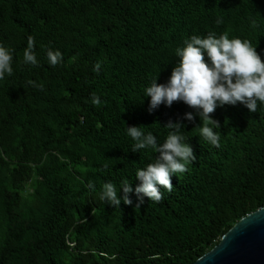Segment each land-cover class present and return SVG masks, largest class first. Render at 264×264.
Instances as JSON below:
<instances>
[{
    "label": "trees",
    "instance_id": "trees-1",
    "mask_svg": "<svg viewBox=\"0 0 264 264\" xmlns=\"http://www.w3.org/2000/svg\"><path fill=\"white\" fill-rule=\"evenodd\" d=\"M181 22L247 39L264 62V0H0V44L13 54L0 79V264H193L264 208V109L217 107L218 148L197 116L183 119L195 113L183 102L148 110L146 88L179 60L170 35ZM29 37L36 66L23 62ZM49 50L62 53L55 66ZM169 121L196 156L173 190L157 185L158 203L101 201L104 183H138L128 123L161 138Z\"/></svg>",
    "mask_w": 264,
    "mask_h": 264
},
{
    "label": "clouds",
    "instance_id": "clouds-1",
    "mask_svg": "<svg viewBox=\"0 0 264 264\" xmlns=\"http://www.w3.org/2000/svg\"><path fill=\"white\" fill-rule=\"evenodd\" d=\"M190 6L188 12L199 17V12ZM221 22L217 20L218 24ZM178 28L179 31L170 36L180 43L176 49L179 60L166 83L157 84L156 78L146 88L145 95L150 97L148 110L151 113L162 104L171 107L174 102H183L195 110V113H186L183 119L193 122L197 116L200 122L203 121L202 125L197 126L199 136L218 148L220 135L215 129L220 128V124L210 118L217 107L240 103L252 113L257 112L258 107L264 109V62L256 46L247 39H230L227 33L219 36L212 32L193 35L186 22L179 23ZM47 56L53 66L62 60L59 50H49ZM12 61V50L0 44V79L12 74ZM23 62L33 66L39 63L32 37H29L24 50ZM92 102L99 104L101 101L93 94ZM184 127L179 121H169L164 127L169 131L159 138L143 122L128 123L126 132L131 141V151L137 153V166L140 167L135 172L138 183L134 189L127 180L119 188L112 183H104L99 199L114 208H119L122 202L131 204L129 195L133 193L139 199L147 197L151 202H160L164 194L157 185L171 192L170 177L186 173L188 165L196 160L192 147L181 131ZM89 187L95 191L94 185L90 184ZM121 190L123 196L119 195Z\"/></svg>",
    "mask_w": 264,
    "mask_h": 264
},
{
    "label": "water",
    "instance_id": "water-1",
    "mask_svg": "<svg viewBox=\"0 0 264 264\" xmlns=\"http://www.w3.org/2000/svg\"><path fill=\"white\" fill-rule=\"evenodd\" d=\"M193 264H264V208L242 219Z\"/></svg>",
    "mask_w": 264,
    "mask_h": 264
}]
</instances>
